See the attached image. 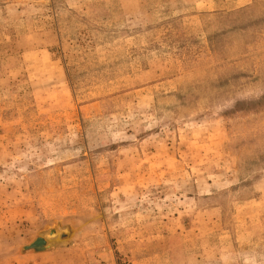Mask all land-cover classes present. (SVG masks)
<instances>
[{
	"label": "rangeland",
	"instance_id": "rangeland-1",
	"mask_svg": "<svg viewBox=\"0 0 264 264\" xmlns=\"http://www.w3.org/2000/svg\"><path fill=\"white\" fill-rule=\"evenodd\" d=\"M0 264H264V0H0Z\"/></svg>",
	"mask_w": 264,
	"mask_h": 264
},
{
	"label": "water",
	"instance_id": "water-1",
	"mask_svg": "<svg viewBox=\"0 0 264 264\" xmlns=\"http://www.w3.org/2000/svg\"><path fill=\"white\" fill-rule=\"evenodd\" d=\"M44 245H45V240L42 237H38L30 245L26 246V248H33L35 250H40L44 248Z\"/></svg>",
	"mask_w": 264,
	"mask_h": 264
}]
</instances>
